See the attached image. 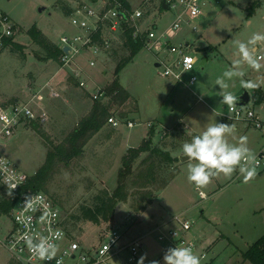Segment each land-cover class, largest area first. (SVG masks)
Masks as SVG:
<instances>
[{
    "label": "rangeland",
    "instance_id": "1",
    "mask_svg": "<svg viewBox=\"0 0 264 264\" xmlns=\"http://www.w3.org/2000/svg\"><path fill=\"white\" fill-rule=\"evenodd\" d=\"M58 1L0 0V11L17 26L16 44L0 54V104L26 103L32 112L26 129H19L2 143L1 150L28 177L44 163L47 153L87 115L96 100L92 95L115 78L118 58L127 53L120 41V31L119 34L107 32L111 45L99 54L80 49L68 64H62L61 57L59 61L51 58L28 33L31 27L41 30L58 47L61 36L84 34L71 25L70 16L57 6ZM127 1L132 11L143 13L132 24L142 33L154 31L156 38L146 42L116 76L130 93L131 100L122 106H113L111 116L118 119L119 114L126 115L134 109L135 104L138 111L129 113L116 127L107 122L101 133L85 144L81 156L68 163H58L43 191L69 212H74L81 204H89L102 189L111 192L127 148L138 147L151 127L158 128L152 144L165 139L166 149L176 157L173 167L166 171L175 172L173 179L142 211L134 212L130 202L118 203L107 224L78 223L74 239L84 245H96L106 229L115 228L121 233L122 244L141 238L142 247L135 264L145 253V264L151 260L164 264L166 244L157 239L155 227L181 215L191 224L184 238L194 243L196 255L205 254L201 264H239L243 260L242 252L264 234V168H257V176L249 183H243L238 172L230 179L221 174L207 187L197 190L187 180L188 161L186 157L181 160V152L185 141L216 122L234 124L236 132L228 137L229 142L235 144L239 136L246 135L248 147L254 154L264 143V127L253 129L248 121L235 120L228 107L220 103L219 86L215 84L236 58L233 41L246 42L252 33H264V0H256L258 5L250 15L249 6L255 0H199L200 15L173 32H169V28L181 14L179 0H170L175 7L170 4L167 9L163 8V3L168 0ZM64 3L72 9L82 3L98 9L103 5L92 0H64ZM181 19L186 21L187 17L182 15ZM163 33L167 37L158 39ZM166 40L174 44L187 42L189 53L197 60L195 67L183 74V82L162 77L161 67L155 66L159 58L168 54ZM258 48V55L264 54V42L259 43ZM244 70V78L259 81V88L264 91V68L255 72L245 65ZM76 72H79L77 76ZM192 75L197 80L190 85L188 80ZM80 81L87 86H81ZM228 83L229 91L237 97V105L244 93L250 96L242 111L252 110L264 123V102L255 104L252 98L255 89L240 87L238 79ZM98 99L107 100L102 96ZM153 117H158L164 126L161 122H148ZM128 121L133 126H128ZM113 129L115 132L111 131ZM201 192L205 198L201 197ZM3 194L5 189L0 184V196ZM11 225L9 218L0 219V238H4ZM172 228L178 229L179 224L170 222L163 230ZM121 256L123 258L113 259V262L120 264L126 254ZM10 259L7 251L0 247V264H15Z\"/></svg>",
    "mask_w": 264,
    "mask_h": 264
},
{
    "label": "built area",
    "instance_id": "2",
    "mask_svg": "<svg viewBox=\"0 0 264 264\" xmlns=\"http://www.w3.org/2000/svg\"><path fill=\"white\" fill-rule=\"evenodd\" d=\"M93 2H101L102 7L93 8L86 3H82L80 6L75 7L71 12L70 23L76 29L84 31V34L76 33L73 35H63L59 39V47L62 50L61 61L62 64H68L72 61L73 54H76L80 49L91 50L94 54H99L104 48H108L111 45L110 38L107 32L110 34H119L121 31V26L123 22L135 20L142 17V12L140 10H134L130 14H127L125 9L122 8L121 2L119 0H92ZM172 2L168 0V8ZM179 5L181 8V14L171 23L169 32L177 31L182 26L188 25L191 20L197 18L200 15L199 0H179ZM175 7V4H171ZM140 14L137 15L136 13ZM182 15L187 17L186 21L181 19ZM101 29V41L103 45L95 42L92 35L99 29ZM134 36L144 34L147 44L150 40L156 38L154 31L149 30L147 33H142L140 30L133 25ZM195 26L193 30H195ZM17 31L16 24L11 20V18L0 11V54L9 49L12 43H15V35ZM172 33L170 34V36ZM167 37L165 33L161 34L158 39H164ZM168 54L172 57H167L159 59V67H161L160 75L164 78H172L176 82H183V74L185 72L191 71L196 65V58L189 53L190 45L187 42H180L179 44L168 43L166 40ZM64 47H68L66 52L63 51ZM186 58H192L194 63L191 64V70H186ZM89 64L94 66V62L90 61ZM79 72H76L77 76ZM194 75L190 76L188 83L193 85L196 81ZM81 86L86 87L87 85L80 81ZM102 90H97L92 97L98 99L102 96ZM245 105V104H244ZM243 105H236L235 110L228 108V111L233 114L235 120L244 119L249 122V125L253 129H262L264 123L254 114L252 110L242 111ZM32 118V112L30 105L16 102L14 104L3 105L0 104V184L5 189L8 181L18 183L19 186L14 190V192H21L19 198L14 202L12 207L7 212L0 211V219L7 217L11 220V229L4 236L0 238V247L5 249L9 254V257L13 260L15 264H55V261L45 262L40 261L35 258L28 251L26 244L19 237L26 231H30L31 234L35 235L37 233L56 237L59 233V239H55L54 242L60 245V253L58 254V259L62 261V264H119L113 262V259L123 258L121 255L126 254L124 260L120 264H135L137 260V255L142 247L140 243L141 238L130 240L126 244L121 242V233L115 228H108L105 230L101 240L95 245H84L76 241L73 235H69L65 226L64 217L62 216L60 207L54 202V200L46 194L44 191L36 190H23L26 185L28 176L21 171V169L1 150V144L5 143L11 139L16 132L27 125L29 120ZM108 123L112 126H118L121 121L115 117L110 116L108 118ZM128 126H133L131 121L127 122ZM257 159V168H264V145L255 154ZM42 194L45 198V203L50 207L51 211L55 213V217L52 219L50 224L40 223L39 216L43 212V208H39L36 212H29L27 215L33 217L32 223L29 228H26L18 217L23 213V201L26 195H36ZM201 197L205 198L204 193H200ZM175 222L179 224L178 229H169L164 231L163 227L167 223ZM191 229V224L181 215L173 216L170 221L163 222L155 227L158 235L157 239L160 242L166 244V249L176 246H191L193 251L195 250V245L193 242L184 238V233ZM2 232V227L0 226V233ZM72 245H76L75 248ZM201 259H205V254L200 255ZM205 264H211L205 263Z\"/></svg>",
    "mask_w": 264,
    "mask_h": 264
},
{
    "label": "trees",
    "instance_id": "3",
    "mask_svg": "<svg viewBox=\"0 0 264 264\" xmlns=\"http://www.w3.org/2000/svg\"><path fill=\"white\" fill-rule=\"evenodd\" d=\"M119 1L127 14H130L132 10L129 2L127 0ZM257 5L256 0L251 2L248 10L249 15L254 12ZM57 6L67 15H70L73 11L71 7L64 3V0L58 1ZM101 29L102 25L92 35L94 41L99 45H103ZM134 30L131 20L128 19V21L122 23L120 41L127 53L118 58L114 69L115 78L102 90V97L107 100L105 102L99 99L93 101L87 115L76 124L60 144L55 146L53 151L47 153L44 163L28 178L26 185L23 187L24 191H43L58 163H68L83 154L85 144L108 122L113 106H122L129 99L131 100L130 93L120 84L116 76L146 45L147 41L144 34L134 36ZM28 33L34 42L51 58L59 61V57L62 56L60 47L50 42L42 31L36 27H31ZM15 44L12 43V46ZM252 98L255 104L263 103L264 91L259 87L256 88ZM133 103L136 102L133 101ZM137 111L138 106L135 104L134 109L128 114ZM128 114L121 113L118 119L123 120ZM155 130V127H151L138 147H131L126 150L121 159V167L117 172L115 188L111 192L107 189L100 190L92 197L89 204L79 205L74 212L65 211L62 205L51 197L61 209L69 235H73L77 229V224L81 222H89L95 225L107 224L111 221L118 203L130 202L129 206L134 212L144 210L153 201L156 193L169 184L175 172L166 171L169 167H173L176 157L166 149L165 139H162L157 145L152 144ZM20 193L14 192V198H9L6 196L5 191V194L0 196V211L7 212L19 198ZM242 259L251 264H264V234L254 241L247 250L242 252Z\"/></svg>",
    "mask_w": 264,
    "mask_h": 264
},
{
    "label": "clouds",
    "instance_id": "4",
    "mask_svg": "<svg viewBox=\"0 0 264 264\" xmlns=\"http://www.w3.org/2000/svg\"><path fill=\"white\" fill-rule=\"evenodd\" d=\"M239 2V0H238ZM137 15L140 13L137 12ZM264 42V33L254 32L246 42L234 40L233 45L235 51L233 55L236 57L231 61V66L225 70L215 81L219 86L217 95L221 97L220 103L226 105L229 109L235 110L237 105V97L232 91H229L230 84L228 81L239 80V85L245 89H256L260 87V82L252 79H245L246 72L244 66L260 72L264 68V54H259L258 44ZM194 63L192 58H186V70H191V64ZM236 128L234 124L216 122L207 126L199 135L191 137L190 141L182 144V157H186L188 161L189 183L195 185L197 190H201L212 183L214 178L221 174L224 177L232 178L234 173H239L243 183H249L257 176V159L252 150L248 147V137L241 135L235 144L230 143L229 136H234ZM6 196L14 198V190L19 186L18 183L8 181L5 183ZM23 205V213L18 220L25 225L26 228L32 223L33 217L27 215L29 212H36L39 208H43L42 214L39 216V222L50 224L55 217V213L45 203L42 194L26 195ZM59 233L56 237L46 236L42 234H31L30 231L23 233L19 239L26 244L28 251L40 261L62 264L58 259L60 253V245L55 239H59ZM73 248L76 245H72ZM147 254L140 256L137 264H145ZM164 264H201V257L196 255L191 246H176L168 248L163 255ZM149 264H160L157 260L149 261Z\"/></svg>",
    "mask_w": 264,
    "mask_h": 264
},
{
    "label": "crops",
    "instance_id": "5",
    "mask_svg": "<svg viewBox=\"0 0 264 264\" xmlns=\"http://www.w3.org/2000/svg\"><path fill=\"white\" fill-rule=\"evenodd\" d=\"M172 36H173V35H172ZM174 37H175V35H174L172 38H174ZM166 43H167V42H165V44H166ZM168 43H172V40H168ZM196 50H197V49H196ZM157 55H159V54H157ZM167 57H169V54H167L166 57H162V58H167ZM159 59H160V58H159ZM159 59H158V60H159ZM204 62H205V61H203L202 64H203ZM158 63H159V62H158ZM158 67H159V65L157 66V68H158ZM148 122H161V123H162V121H160V120L158 119V117H153V118H152L150 121H148ZM179 122H180V121H179ZM179 122H178V123H179ZM161 123H160V124H161ZM162 125H163V123H162ZM105 126H106V125H104V126H103V127H102V128L96 133V135H98L99 133H101V130H103V128H104ZM163 126H164V125H163ZM23 128L26 129V126L23 127ZM20 129H21V128H20ZM114 129H115V128H114ZM114 129L111 130V131L115 132ZM147 132H148V131H147ZM156 133H159V129H158V128H156V130H155V134H156ZM146 134H147V133H146ZM94 137H95V136H94ZM143 138H144V137H143ZM143 138H142V139H143ZM263 145H264V143L260 146V148H261ZM128 148H131V147H128ZM128 148H127V149H128ZM260 148H259V149H260ZM259 149H258V150H259ZM173 156H174V155H173ZM237 174L239 175V173H237ZM167 224H168V223H167ZM244 263H245V262L242 260V262H240L239 264H244Z\"/></svg>",
    "mask_w": 264,
    "mask_h": 264
},
{
    "label": "water",
    "instance_id": "6",
    "mask_svg": "<svg viewBox=\"0 0 264 264\" xmlns=\"http://www.w3.org/2000/svg\"><path fill=\"white\" fill-rule=\"evenodd\" d=\"M163 8L167 9L168 5L166 4V2L163 3ZM68 50V47H64L63 51L66 52ZM159 65V63H156L155 66L157 67ZM250 100V96L248 95V93H244L241 97H240V102L239 105H244L246 103H248ZM181 160H184L183 157H181Z\"/></svg>",
    "mask_w": 264,
    "mask_h": 264
}]
</instances>
